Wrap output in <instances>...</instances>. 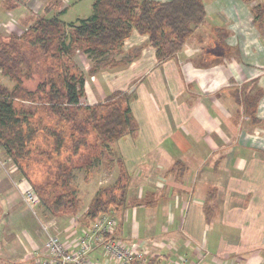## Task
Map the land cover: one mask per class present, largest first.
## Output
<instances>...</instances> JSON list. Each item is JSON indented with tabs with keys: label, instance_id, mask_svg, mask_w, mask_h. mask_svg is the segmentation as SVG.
Wrapping results in <instances>:
<instances>
[{
	"label": "crops",
	"instance_id": "obj_1",
	"mask_svg": "<svg viewBox=\"0 0 264 264\" xmlns=\"http://www.w3.org/2000/svg\"><path fill=\"white\" fill-rule=\"evenodd\" d=\"M3 1L0 19L23 6L12 0L18 5L8 11ZM76 1L81 0L61 1V9L53 2L42 15L18 21L31 24L55 10L63 16ZM203 3L204 23L171 59L158 63L147 36L134 31L121 53L111 56L120 61L140 51L125 67L88 76L91 65L82 60L85 105L102 103L115 92L133 95L136 135L113 145L112 183L119 158L129 178L126 204L108 214L116 220L114 237L149 253L151 264H264V35L251 14L264 0ZM215 30L225 32L223 40ZM84 56L77 53L75 60ZM5 161L0 264H30L41 253L44 236L23 201L30 185ZM81 227L56 232L72 243ZM101 254L97 248L92 258L101 260Z\"/></svg>",
	"mask_w": 264,
	"mask_h": 264
},
{
	"label": "trees",
	"instance_id": "obj_2",
	"mask_svg": "<svg viewBox=\"0 0 264 264\" xmlns=\"http://www.w3.org/2000/svg\"><path fill=\"white\" fill-rule=\"evenodd\" d=\"M240 1L251 5L256 0ZM2 5L9 11L18 4L5 0ZM50 8L45 7L46 14ZM63 13L35 18L32 24L24 21L21 34L0 36V74L14 83L9 89L0 82V149L52 217L76 216L80 201L75 171H87L102 152L115 156L113 145L137 132L130 93L115 92L102 103L84 104L85 77L74 56L90 58L88 76L125 67L140 51L120 61L111 56L121 53L135 31L147 36L162 63L181 51L205 21L203 0H93L92 15L77 24L65 23ZM251 14L264 35V4L252 6ZM215 31L221 40L226 36ZM34 73L42 81L31 91L24 81ZM116 161L118 177L96 192L81 217L83 227L125 206L129 178Z\"/></svg>",
	"mask_w": 264,
	"mask_h": 264
},
{
	"label": "rangeland",
	"instance_id": "obj_3",
	"mask_svg": "<svg viewBox=\"0 0 264 264\" xmlns=\"http://www.w3.org/2000/svg\"><path fill=\"white\" fill-rule=\"evenodd\" d=\"M61 1L65 2V5H67L69 2V0H19V2L23 3V6L14 12H9L5 14V16L0 19V36L6 37L13 32L21 34L25 30V28L23 24L18 21L19 18L29 15L40 16L43 14V7L45 5H50L53 2H57L56 4H59L58 7H60L61 9ZM92 3L93 0H81L73 2L72 5L68 8V10L65 12V14L61 16V19L67 24H77L79 20L89 18L92 15ZM55 11H53L51 15L46 17H51ZM75 56L73 60L75 61L76 65L81 70V72L85 74L81 67L84 70H86L87 68L85 67L86 65L82 64V60H86V64L91 65L92 63L90 58L84 56L75 60ZM44 65L46 67L47 63L44 62ZM41 81L42 78L37 73H34L31 80L24 81V87L28 90L33 91L36 89L37 85ZM0 82L3 86L9 89H11L14 85V83H12L9 78L4 77L1 74ZM6 159V155L0 149V164L6 162ZM114 159L115 157L112 154L102 152L98 157L93 158L92 165L90 166V168L88 167L87 171H75L76 180L74 181V185L77 188L76 195L80 201V208L77 214L78 217L63 216L65 218L59 219L60 222H57V220L53 219L47 211H44L42 208L40 209L39 207H35L36 205L33 206L31 210L35 212V215L33 217L34 221L38 227V230L44 236L42 237V244L44 243L48 233L57 234V230H69V227L72 225L77 226V228L81 225V217L86 211L88 204L90 203L96 192L105 186L111 185L112 181L114 180L117 169L115 166L116 163ZM81 229L83 228L81 227ZM74 235L79 236L76 232H74L73 236ZM41 243L39 245H41ZM40 248L36 250L40 252ZM41 255L42 253L37 255V258H40ZM32 261L33 258L31 259V262Z\"/></svg>",
	"mask_w": 264,
	"mask_h": 264
},
{
	"label": "built area",
	"instance_id": "obj_4",
	"mask_svg": "<svg viewBox=\"0 0 264 264\" xmlns=\"http://www.w3.org/2000/svg\"><path fill=\"white\" fill-rule=\"evenodd\" d=\"M23 201L32 209L39 200L28 188L23 192ZM81 234L72 243L63 242L58 234L47 235L42 248V255L35 264H151V256L136 246L114 237L116 220L109 214H103L88 226L82 227ZM101 250V260L93 259L92 254ZM202 259L199 258V261ZM167 264H186L185 260L170 261Z\"/></svg>",
	"mask_w": 264,
	"mask_h": 264
}]
</instances>
